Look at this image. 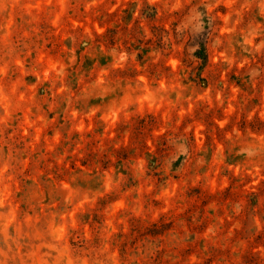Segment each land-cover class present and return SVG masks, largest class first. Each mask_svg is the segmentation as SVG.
Masks as SVG:
<instances>
[{"label": "clouds", "instance_id": "1", "mask_svg": "<svg viewBox=\"0 0 264 264\" xmlns=\"http://www.w3.org/2000/svg\"><path fill=\"white\" fill-rule=\"evenodd\" d=\"M0 264H264V0H0Z\"/></svg>", "mask_w": 264, "mask_h": 264}, {"label": "rangeland", "instance_id": "2", "mask_svg": "<svg viewBox=\"0 0 264 264\" xmlns=\"http://www.w3.org/2000/svg\"><path fill=\"white\" fill-rule=\"evenodd\" d=\"M135 5H132V9H135ZM143 15H145V17L149 20V22H151L153 19H155V10L148 8L147 6L145 7L144 13ZM128 19H131L130 15L128 17ZM127 22V21H126ZM153 32L155 34L156 29L155 27H153ZM112 33H109V36H111ZM194 39H198V37H194ZM149 43L151 44L152 41H149ZM163 47L162 41L160 38H158L155 42L154 48L155 49H160ZM151 123V121H150ZM147 128L148 131H151V128L148 127V125H145L142 121L140 122L139 126L135 127L133 135L134 138L139 142L135 147H131L129 149H127V159L129 160H134L136 158L137 155V151L139 150L141 154H143V141H142V137L145 134V129ZM157 152L160 153V155H163V153L161 152V149L158 148ZM159 156L156 157L155 159H153L152 157H148V168L150 169L149 171V175H153L154 177L156 175H158L157 173H155V169L160 167L159 164ZM166 179V178H165ZM138 181H134V180H130L128 186L129 187H135L138 185Z\"/></svg>", "mask_w": 264, "mask_h": 264}]
</instances>
